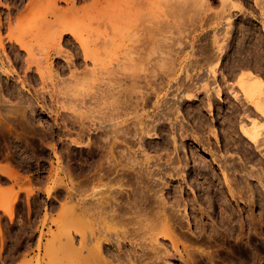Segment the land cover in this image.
<instances>
[{"label":"rangeland","instance_id":"rangeland-1","mask_svg":"<svg viewBox=\"0 0 264 264\" xmlns=\"http://www.w3.org/2000/svg\"><path fill=\"white\" fill-rule=\"evenodd\" d=\"M24 1L25 0H22V2L18 1V0H0V36H1L0 40H1V44H2V48L0 47V60L2 59L0 61V65H1L0 71H2V69H3L2 66L5 69H7V72L4 71L5 73L0 72V264H26V262L29 260L31 261L30 264H33L34 261H35L34 263L37 264L36 257L37 258L41 257V254H39V253L42 252L40 249L37 248L38 246H36V242H37L36 239H37V237H39V233L37 234V232L40 231L41 229L42 230L44 229L46 231L47 224L49 225V222H50L49 219H51L52 217L54 219H56V217H58L61 214V210H60L61 208L58 210L57 206L62 201L61 200L62 198L64 200V193L65 192L63 190H65V189H63V188H65V187H64V185H62V183H65L64 180L67 181V179H68L67 176L69 174H71V175H69L71 178L73 176V180L79 181V179L83 178L80 175V174H82L81 172H83V171H84L83 174L89 173V176H90V172H92V176L91 177L87 176V177L93 178V176H95V171L93 172V168L96 167V164L98 163V161H99V163L100 162L102 163V161H101L102 154L101 153H103L105 149H104V147L100 148L101 145H100V142H98V140H100V139H99V136H96L97 132H99L100 128H97L96 125L98 126L99 118L101 117V114H99V112L101 111L100 113H102L103 112L102 110H104L105 107H106L105 110L107 109L106 115L112 113L115 116H117L118 114L122 113L121 116H123V118L120 117L119 115L118 116L120 118L118 116H117V118H119L118 122L119 123L121 122L120 124L123 123L124 126L126 124V125H128L127 127H130L131 126L130 122L132 121L130 118L133 119L134 115L137 113H139L141 119L145 123L144 126L148 125L147 127H149L151 125L150 128L151 129L153 128L152 130H155L158 133L157 136L153 138V137H146L143 134V136H142L143 138L141 139V142L143 143L145 141L144 142L145 146H148V147H145L143 145L144 148L147 151L149 149V151H148L149 154L152 153L150 155H153V153H154V155L156 156L155 153H157V155H159L161 158H163L165 155L166 158L168 156H170L173 159L174 155L177 154V155H179V158L176 155H175V157H177L178 159H183L182 161H185L186 163H188V165H190L189 169H192L194 167L193 166L194 164H196V163L204 164V161H205V164L207 163L206 167H208V169L210 167H212V168H210L211 172H209V173H211V175H213L212 172L213 173L217 172V174H215L214 177L215 178L218 177L217 178L218 180L222 179V173L219 170L221 167L220 162L222 163V160H224V159L226 160L224 162L231 160V162L233 161L232 162L233 167L238 165L236 167L237 168L239 167L238 169L240 170L241 175L246 176V174L243 172L244 171L246 172V171H249L250 169H252L253 172H256V173L259 171L258 173L264 178V157L262 158L257 151H254L255 153H257L256 154L257 156H255L253 154L251 155V153H250L249 156H252V160L251 159L248 160V158H247L248 154L246 155L245 149L244 148H243L244 150L240 149L243 146V145L241 146L242 143L240 144L241 141L240 140H238L240 142L237 141V139H239L238 136L236 137L237 134L239 135V133L237 131L238 129H234V130L232 129L233 130L232 131L231 128H226L225 125H222L225 123L224 117L228 116L226 114H229L230 112L234 113L238 107H241L239 105H242L243 100L242 99H240L242 101L233 100L231 98L230 94H228V92H226V90L224 89L222 92L223 102H221V100H217V98H216V100L214 99L215 100L214 101V103H215L214 108H213V110H210V109H208L206 102L203 100L204 92L199 90V89H196L197 87H194V86L199 85L198 83L201 82L202 78L203 79L206 78V72L201 71L199 74H195V75L193 74L195 72L192 69V67H193V65H192L193 55L191 56L192 48H191V45L189 44V41H191V39H189V38H191V35H192L191 34L192 31H190V29L192 27L191 26V19L189 18L188 14L183 13L177 9L176 0H72V1L67 0L66 3L64 1H59L58 2L59 5L58 4H57L58 6L56 5L58 10H56L55 12H52L51 6H49L50 4H48L47 2H45V3L43 2L44 4H40L38 7H35L36 9L32 10L33 11V12H31L32 15L30 14V11L28 12L24 8L25 2L27 0L25 2ZM110 3L114 4L113 8L114 9L117 8L116 10L122 9L125 5H128L130 10L127 11L126 14L124 15L125 19L122 18V23H123L122 25L126 26V29H125L126 31L124 30L125 32H123V36H121L120 40H118L119 38L116 37L117 42L119 44V45L117 44V46H119V47H116V49H112L111 52H110V50H111L110 49L106 53H104L105 51H103V49H102V51H103L102 53H104V54L101 55L102 56V59H101L102 64L99 63L100 66L104 64L103 66H105V68H107V70L113 69L114 70L113 72H116L115 69H117V66H116V68H114V67H115V64H117V62L115 59L121 58V56H119V53L123 52V51H125V53L128 51L130 52V50L125 48L126 46L125 47H121V46L123 44H125V45L131 47V46L138 44V42L143 44V47L141 50L142 52L140 51L141 53H139V54H143L144 56H139L137 54L139 52V50H137V49H138V47L141 48L140 46L142 44H140V46L138 44V47L136 46L137 51L135 50V48H134L135 46H134L133 48L136 51V53H134L133 50H132V52L134 54H137V56H133L134 57V60H132L133 62L128 63V65L131 64V66H126V68L131 67L130 70L132 72H136V73L140 74L141 76H143V74L146 73V74H144L145 77L144 76L139 77V79H137V81L132 82L130 80L132 82V85L135 82L134 86H132V87L136 86L135 88H136L137 92L131 91V89H133V90L135 89V88H132L131 85L128 87V85H129L128 83H130V82H127V81H128V78H130V77L128 76V78L126 79V76L130 72L127 73V71H126V73H123V74L121 73L123 70H124L123 72H125V69H123V67L125 68V66H123V67L120 66V68H122L123 70L122 71L120 70V72H119V69H118V71L116 73H121L123 76L126 74V76L123 77L121 74L116 75L113 72L111 73L112 75H115L114 77H116V76L118 77L120 75V77H122V79H120V77H118L120 82L117 81L118 80V79H116L117 77L115 78L116 80L114 79V77L112 79L111 74L109 76V78H111V80L109 78H107L106 76H104V74H102V76L105 77L104 78L105 80L108 79V80L114 82V83H112V82L108 81L109 83H112L113 85L118 86L117 87V86L111 85L112 87L111 86L110 87L111 88L114 87L115 90L117 89V91H115V93L119 92V95L121 94L120 95L121 98H122V96L125 97V98H123V100H126L127 97L128 98L132 97V99L129 98L130 100L127 98V101L129 100V101L133 102L134 98H135V97L133 98V96L139 94L138 95L139 98L138 97H137L138 99L135 98L136 101L134 102V104H132L129 101L127 102L129 104H126V102H125V106L128 109H126L125 106H122V111L120 109L121 108L120 106L124 105V102L123 103L121 102L122 100H121V98H119L120 96H118V94H116L118 96L117 98H119V101L120 100L121 101L119 102L118 99L116 97L115 98L117 99L118 104L120 106L117 104V101H115L116 99L115 100L113 99L116 103L114 101L110 100V99L114 98L112 95L114 90L111 89L113 92L110 91V93H112V94H108L110 88L106 89V86L109 87V85H105V80H104L105 86L102 84L103 81H99V83L102 82L101 84H99L98 80H95V82L98 83L96 85L94 84L95 82L93 81V83H91V84H93V85H91L92 89L90 88L91 87L90 83H89V86H90L89 88L87 85H85L86 83L83 84L82 87H80L81 85H78L80 88H85V90L83 89L84 92H82V90L80 89L83 94L81 92H78V91H80L79 87L76 88L77 86L74 84L76 87L74 86L75 89H73L74 92H72V94L77 93V92L79 94L78 95L75 94L76 96L74 97V99L75 98L76 99L72 100L73 95L71 94L70 91H68L70 89L67 88L68 83L72 80L71 79L72 77L71 78L69 77L71 80L68 78V76H69L68 72H70V76H71V71L68 69L71 68L70 65H73L72 67L76 68L78 71L79 70L81 71L85 65V64H83L84 61L82 60V57H80L81 50H80V47H79V44L77 41V37L74 38V35L72 36V34L69 33L70 31H68V30L66 32L61 33L60 41H61L62 47H60L61 51L58 50L59 51L58 52L55 50L56 49L55 46H47V45H49V43L46 42L45 39L43 38L44 35H43L42 30H41L42 23L46 19L51 20V21L63 22V23H53L52 24L53 27L63 28V26L65 27L66 24L68 23V19L70 20V18H71V20L73 22L72 24H74L73 27L75 26L76 30L79 31L78 33L80 34V37L85 36L86 35L85 32H87L86 29H88V27H90L91 24L95 23L94 22L95 19L102 17L103 14H101L102 13L101 9L103 8L102 10H104L106 8V6L109 5ZM5 5H8L9 7L6 8ZM248 5H250V6H248ZM252 5L253 4L251 1L248 4L245 3L244 7H245L246 11L244 13H239V14L236 13V15L239 16L238 19H240V18H252V17H254L252 15H257V12L252 11L253 10L251 8V7H253ZM248 11H251L254 14H251ZM98 15L100 17H98ZM236 15H234L233 18ZM238 19L236 21H239ZM101 27H102V29H105L104 26H100V28H98L99 31L102 30ZM139 32H141V35L139 34ZM137 34H139L140 36ZM16 35L19 36L20 38L22 36L24 38L23 40L28 44V46H30L29 48H31L34 53L36 51L37 55L39 53H41V51L43 53L47 52L49 55V67L52 70L45 72L47 69L49 70V67L48 68L43 67L44 69L39 68L43 71V73L40 71L41 76H40L39 72H38L39 73L38 74L36 71H34L37 69H34V65L32 66V64L30 66V69L27 68V70H26L25 69L26 63H25L24 58L27 56V52L20 50L17 47L18 46L17 42H15L13 40L12 41L10 40L11 41L10 42L8 37H7V36H16ZM180 35H182V37H180ZM178 37L180 39H178ZM136 38H140V40H137V42H136ZM209 38H210V36L208 37V35H206L201 39L200 42L204 43ZM119 41H120V43H119ZM103 45H105V43L101 44L102 47H103ZM111 45L113 46V43H111ZM111 45L107 44L108 47L105 45L106 50ZM115 45H116V41L114 43V46ZM114 46L110 47V48H115ZM168 47L169 48L171 47L172 51H170L171 49H168ZM120 48H124V50L122 51ZM62 49L64 52L67 51L65 53L67 57L71 54L68 57V60L70 58V62L68 60L66 61L64 59L65 56H63L64 52L62 51ZM43 50H46V51H43ZM190 50H191V52H190ZM2 51L5 54H2ZM57 52L59 54H57ZM125 53L123 52V54H125ZM123 54L121 53L120 55L123 56ZM147 54L150 57H148ZM6 55H7L6 58H8L7 60L5 59ZM71 59H72V61H71ZM118 60L120 61L121 59H118ZM2 61H3V63H2ZM67 62L69 64L72 62V64L69 65V68H68ZM160 62H162V63L160 64ZM73 63L76 64V66H74ZM87 63L89 65V61L86 62V64ZM141 63H143V65H141ZM88 65H87V67H89ZM103 66L100 67L101 69L97 68V71L102 70ZM149 66L150 67L152 66V68H150ZM98 67H99V65H98ZM118 68H119V66H118ZM142 68H144L145 70ZM240 68L242 69V67H240ZM240 68L234 70V72H232L231 70L226 71V69L222 68L220 70V73L222 71L225 74L227 73L226 75H228V79L230 80V82L233 81V83H234V80L237 79V78H235V76H237V74L242 71V70H240ZM246 68H248V67H245L244 69H246ZM149 69H151L152 71L154 69H156L152 72V74L153 73L156 74V75H154V78H152L150 76L151 70H149ZM251 69L255 72H258L264 78V74H263L264 73V67L259 68V67L253 66ZM78 71H76V73ZM229 72H232L233 74L229 73ZM185 73H188V74L190 73V75L193 74L191 76H193L192 81L194 80L195 84L189 83V81H186L187 85L182 83V86H180V89L177 90L176 86H175L176 83L173 82L174 81L173 79H176L177 81L182 80V79L184 80V74ZM147 75H148V78H147ZM175 75L177 77H175ZM219 76H218V78H219ZM103 77L101 78V76H100V79L103 80ZM66 78H67L68 83L65 80H63ZM220 78L218 79V81L222 85L223 80ZM146 79H149L148 81L151 80L152 82L151 81L148 82ZM55 80H57V81H55ZM62 80L65 81L67 83V85H66V83L63 82L65 84L64 85L62 83ZM122 80H124V81H122ZM140 80H142V81H140ZM169 80H171V81L169 82ZM125 81L128 84L127 85L128 90H126L127 88H125V85H126ZM51 82L53 85L51 84ZM108 82H106V83H108ZM123 82H125V83H123ZM73 83L71 82L72 85L70 84V86H68V87L73 86ZM116 83H119V84H116ZM144 84H146L147 86ZM94 85H95V87H93ZM97 85L98 86L101 85L102 88L105 87V89L108 91H106V90L104 91V89L102 90L101 87H99V88H101V90H98ZM183 85H185V86H183ZM210 85H213V83H210ZM64 86H65V88H64ZM192 86L194 88H192ZM147 87L148 88L151 87V88L148 89ZM94 88L98 90V93L95 92L97 90H95ZM56 89H58V90H56ZM129 89H130V91H129ZM90 90H93L95 93H97L96 94L97 96H95V94H94V97H93V95L91 96L90 94L94 93V92L93 91L91 92ZM71 91H72V89H71ZM87 91H89L91 93H89ZM102 91L106 92V95L103 94L104 92L102 93ZM127 91H128V93H127ZM143 91L145 93H143ZM99 92H101V93H99ZM183 92L193 93L194 98L191 100L184 99ZM69 93L71 94V96ZM115 93H114V95H115ZM125 93L128 95L126 96ZM133 93H135V94H133ZM136 93H138V94H136ZM98 94H101L99 96L100 101H101V98L103 96H109V98H110V95H111L110 99L103 97L105 99V100L103 99L104 101H102V102H104V104L102 103L103 107H100L101 102L99 100H97L99 98ZM79 95H81V97L83 96L84 99H83V97H82L83 100L78 99L77 97H80ZM87 95L88 96L90 95L89 96L90 98ZM142 95H146V96H142ZM140 96H142V97H140ZM70 97H72V98H70ZM91 97H93L95 99V101H91V100H94V99H91ZM153 98H156L155 101L153 100ZM88 99L89 100L91 99V100L88 102L87 101ZM140 99H143V104H141L142 101H140L141 105L138 103V101ZM226 99H228L229 101L228 100L226 101ZM85 100L87 101V103ZM96 100L99 102H97ZM81 102L82 103L85 102L86 104L85 103L82 104ZM113 102L115 104H117L120 108L118 106L116 107V105H114ZM130 103L133 106L137 105V103H138V106L134 107L135 109L137 108L134 115H133V113H130V112H132L131 110H133V107L131 108ZM96 104H97V106H96ZM171 104H173V105H171ZM79 105L80 106L83 105V106L80 107ZM139 105H140V107H139ZM128 106H130V107H128ZM123 107H125V108H123ZM141 107H144V108L142 109ZM175 107H177V110H175L176 109ZM232 107H233V109L235 108L234 111L232 110ZM75 108H76V110H75ZM114 108L115 109L117 108L116 110L119 109L118 110L119 112H117ZM168 108H170V109H168ZM100 109H102V110H100ZM125 109L128 110L127 111L128 115H127L126 111L124 112ZM178 110H179V113L177 112ZM120 111H121V113H120ZM103 113H105V111ZM103 113H102V116L105 115ZM235 113L233 114V116L237 117V118H235L236 123H235V126H233V127L237 128L236 126L239 122V119H238V115L236 114L237 115L236 116ZM98 114H99V116H98ZM91 115H92V117L90 118L89 116H91ZM164 115H166V116H164ZM230 115H232V114H230ZM86 116H87V118H86ZM162 116L165 117L166 120H164L165 118L163 119ZM167 116H168V118H170L172 120L176 119L175 123H174L175 128H173L174 130L175 129L177 130L176 124L178 122H180L181 124H183V127L185 126L184 128L188 132H191L192 134H198V136L201 137V139L203 140L202 141L203 146L199 142L195 141L194 139L192 140L191 139L192 137H190V139H187L186 141H183V139L178 140L179 142L176 143L177 149L174 151L173 146L171 144L169 145V143L165 142L169 136L168 134H170V130H169L170 128L168 125L169 122L167 123ZM74 117L76 118V121H75ZM82 117L85 119H83ZM93 117H94V119H93ZM73 119H74V121H72ZM97 119H98V122H97ZM120 119H122V121H120ZM84 120H85V122L83 124L82 121H84ZM222 120L224 121L223 123H222ZM77 121H78V123H77ZM128 121H130V122H128ZM157 121H158V123H157ZM126 122L130 123V126ZM77 124L83 125V128H82V126L80 127V125H77ZM122 125L120 126V128H122ZM118 126H119V124H118ZM207 126L210 128H208ZM211 127L213 130L215 129V132H216L217 137H218L217 139H215V137L210 132L212 130ZM124 128H126V126ZM80 129L82 131L84 130L86 135L82 131L80 132ZM104 129H106V128H104ZM226 129L229 131H227ZM86 130L87 131L89 130V131L87 132ZM226 131L228 132L227 135H229L230 137H231V134H229V133H232L233 137H231V139H228L229 136L228 137L226 136V134H225V133H227ZM234 131H237V132H234ZM233 132H234V134H233ZM80 133H81V135H80ZM79 135H80V139H78V137H77ZM225 137H227V138H225ZM71 138H73L74 140L73 139L71 140ZM86 138L89 140H87ZM94 138H96L97 141ZM165 138H166V140H165ZM76 140H77V142H78V140H80V141L78 143L77 142L75 143L74 141H76ZM81 141H83V142H81ZM227 141L228 142L230 141L231 144L229 142V144H230L229 145ZM86 142L89 144H87ZM226 142H227L229 147L227 146ZM232 142L234 143L233 144L234 146H232ZM93 143H95V144H93ZM127 143H129V142H127ZM148 143H149V145H148ZM119 144H121L123 146V144H126V143L123 140V142L121 141ZM239 144H240V146H239ZM127 145H128V148H131V149H136L135 146H137L135 144H134L135 146L131 145L130 143ZM130 145H131V147H129ZM149 146H151V147H149ZM161 146H166V147L170 146V150H168L169 148L167 149L165 147L161 148ZM181 147H184L185 150ZM238 147H239V149H238ZM95 148H96V150H95ZM248 148L251 149L252 147H248ZM100 149H101V152H100ZM102 149H104V150L102 151ZM155 149L158 150L159 152L156 151ZM208 149H209V151H211L213 154H215L217 156V160L216 159L214 161L208 160L209 159V151H207ZM172 150H173V152H172ZM247 150L248 149H246V152H248ZM165 151H168V153H173L172 154L173 157L170 154H168L167 152H166L167 153V155H166ZM169 151H171V152H169ZM242 151H244V152H242ZM136 152L139 153V154L136 153V155H138L137 157L142 159V157H141L142 154L137 149H136ZM98 153L101 154V156H99ZM220 153H222V154H220ZM223 154H225V155H223ZM115 155H116V158L119 157L117 152ZM139 155H140V157H139ZM238 157H241V159H239L240 161H238V159H237ZM152 159H153V157H152ZM199 159L201 160V162ZM173 160H175V159H173ZM85 163L87 164V166ZM90 164H93L92 166H94V167L92 168V166ZM88 165L91 166V169ZM229 165L230 164H227L228 167H229ZM243 165L246 168H243ZM85 166H86V168L88 167L87 169L90 170V172H86L88 170L85 168ZM250 166H252V168H250ZM67 167H69L68 170L69 169L72 170V173H70V171L69 172L67 171L68 174L66 172H64ZM236 167H234L236 169L234 172H233L234 168L232 169V167H231L232 172L235 173L233 175V177H231V178H236L235 177L236 172H239V171H237L238 169ZM241 167L243 168L242 171H241V169H242ZM83 168H84V170H83ZM231 169L229 167L227 170L229 175H231ZM79 172H80V174H79ZM240 174L237 173V176L239 177ZM196 175L199 176L200 174L198 175L196 173ZM74 176H76V177H74ZM84 177H86V175H84ZM126 177L127 176H125V178ZM262 177H261V179H263ZM247 178H248L246 180L247 186H243V188H242V186H240V184L241 185H243V184L239 183V186L237 187L241 191V194H240L241 197L231 199L229 196H227L228 201H226L227 204L226 203L225 204L227 205L229 211L230 212L232 211V213H231L232 215H229V217H230V219H233V220H230V222L227 220L228 224H227V222L226 223L224 222V224L219 222L218 210H219L220 206H219V203L216 201L215 198H214L215 200H214L213 204L209 207L211 215H209L208 217H210V218L203 217V216L200 217L206 226L205 228H207L208 230H209L210 226L214 225V227H216V229L220 230V231L218 230V232L227 233L226 238L224 237V238L218 239L217 242H218L219 246L216 242L215 243L217 244V246H214V245H216L215 243L210 244V242H214L217 239L214 241H210L209 243L206 242L203 245V246H205V245L208 246V247H206V246L205 247L209 248L211 251L214 250L212 252L214 254L213 259L215 260V261L213 260L214 261L213 264H264V186H262L263 184H261V182L259 183V180L255 176H251V177L249 176ZM104 180H105V178H104ZM60 181H62V182H60ZM199 181H201V180H199ZM171 182H172V184H171ZM175 184L178 185L179 181L178 180L170 181V185H171L170 189H172V190L175 189L176 188ZM173 185L175 186V188ZM190 186L191 187L184 186L185 191L183 190L182 197H184L185 200H187V198H188L189 200H187V201L189 202L192 200V197L196 195L197 199H198L196 202L199 204L191 201L192 204H191V202H190V204L192 206H190V204L188 203L189 208L191 207V209L195 210L197 208V205H201V207L202 206L206 207V205H205L206 203L204 204V202H203L204 199H202V197H204V195H202L203 192L201 191V189H199V185L198 184L193 185V183H191ZM201 187H204V186H201ZM226 188L227 187H225L223 185L222 188L220 189V191H218V190L217 191L222 192L223 194L226 195L227 194ZM221 190H223V191H221ZM193 193H194V195H193ZM61 203L63 204L64 201H62ZM50 204H52L51 205L52 207H49ZM62 204H60L61 207H62ZM54 206H55V208H54ZM51 208H53L54 210ZM191 209H189V210L191 211ZM57 213L59 214L58 216H56ZM198 213L196 215L197 219H198V215H200ZM251 215L254 217V221H257L255 224L257 226V228H256L257 230H256V232H254L253 230L249 229L247 225H244V227H243L244 234H242V237L238 236V238L240 237L239 238L240 240H239L236 236L237 229H235V230H234V228L231 229L230 226L233 223L236 225L238 219H241V218H243V220L247 222L249 220V218L252 217ZM231 216H233V217L231 218ZM190 217H191L190 221H192L191 220L192 216L190 215ZM182 221L185 222L184 219ZM184 222H183V224H184ZM211 222L214 224L211 225L212 224ZM40 224H41V226H40ZM50 224H52V221L50 222ZM192 224H190L189 226L194 232V231H196V229H194L195 227H193L194 226L193 222H192ZM229 224H230V226H229ZM23 227H24V229H23ZM35 227H37V228H35ZM40 227H41V229H39ZM184 227H183V230L186 231L187 230V224ZM223 230H225V231L223 232ZM252 232H254V233H252ZM1 233H2V235H1ZM193 234H195V233H192V235ZM30 236H32V237L29 238ZM193 236H195V235H193ZM43 238H42V241L44 242L45 239H43ZM31 239H34L35 241L33 242V240H31ZM159 239L161 241V238H159ZM26 240L27 241L29 240V243H27ZM24 242H25V245H23ZM26 244H27V247H26ZM28 245H29V247H28ZM22 246L24 247V249ZM14 247L16 249L18 248L19 250H21L20 252L23 254H20L19 250H16ZM35 247L37 248V250ZM14 250H16V251H14ZM24 250H25V252H23ZM36 252H38L37 256H36ZM14 253L15 254L17 253L18 255L13 258V256L15 255ZM11 255H13V256L11 257ZM40 261L43 262L44 259H42V258L39 259L38 264L42 263ZM173 261L175 264H182L180 260L178 261L177 257L175 260L173 259ZM217 261H218V263H217ZM207 264H210V262H208Z\"/></svg>","mask_w":264,"mask_h":264},{"label":"bare ground","instance_id":"bare-ground-1","mask_svg":"<svg viewBox=\"0 0 264 264\" xmlns=\"http://www.w3.org/2000/svg\"><path fill=\"white\" fill-rule=\"evenodd\" d=\"M18 1L22 2V0H18ZM59 1H64L65 3L67 2V0H27L25 2L24 8L28 12L30 11V14H31V12H33L32 10L36 9L35 7H38L40 4H44L45 2H47L48 4H50L49 6H51L52 12H55L56 10H58L57 6L59 5L58 4ZM250 1L253 4L252 5L253 7H251L253 9L252 11L257 12V15H252V16H254L252 18H240V19H238L239 16H237L236 13H238V14L244 13L246 11L244 4L245 3L248 4ZM113 5L114 4L110 3L109 5L106 6V8L104 10H102L103 8L101 9L102 13L101 12L100 13L103 14L102 17L95 19V21L93 20L95 23L91 24L90 27H88V29H86L87 30V32H85L86 35L82 36V37H80V34L78 33L79 31L76 30L75 26L73 27L74 24H72L73 22H72L71 18H70L71 21L68 19V23L66 24L65 27L63 26V28H60V27L56 28V27L52 26L53 23H63L61 21H51V20L46 19L42 23L41 30H42L43 35H44L43 38L45 39L46 42L49 43V45H47L48 43L46 45L47 46H55L56 51H58V50L61 51V48H60V47H62L61 41H60L61 33L66 32L68 30V31H70L69 33L72 34V36L74 35V38L77 37V41H78V44H79V47L81 50L80 57H82V60L84 61L83 64H85V65L81 71L79 70L80 71L79 72L76 68L72 67L73 65H70V64H72V62L70 64L67 62L68 68H69V65L72 68V69L71 68L68 69L71 71V76H70V72H68V75H69L68 78L72 77L71 78L72 80L69 78L71 80L70 81L68 79L70 81L69 83L67 82V78L63 79V80H65L68 83V86H70L71 82L72 83L74 82L73 86H71V87L67 86V88L70 89L68 91H70L71 94H72V92H74L73 89H75L76 86H77L76 88L79 87L78 85H81L80 87H82V85L86 83L85 85H87L89 88L91 85H93L91 83H93V81L95 82V80H98V83H99V81H103V83L100 82L99 84L102 83L104 85V80H105L104 78L105 77H103L102 74H104V76L109 78L110 74L114 71L113 69L107 70V68H105V66H103L104 64L100 66V64H102V60H101L102 56L101 55L108 52V50H110V49H111L110 50V52H111L112 49H116V47H119V46H117L118 42H117L116 37H118L119 38L118 40H120L121 36H123V32L126 31L125 30L126 26L122 25L123 24L122 18H124V15L126 14L127 11L130 10V8L128 5H125L122 9L116 10L117 8L114 9ZM5 6H6V8L9 7L8 5H5ZM248 6H250V5H248ZM176 7L181 12L188 14L189 18L191 19V26L192 27H191L190 31H192V33H191L192 35H191V38H189V39H191V41H189V44L191 45V48H192V52L190 50L191 56L193 55V57H192V65H193L192 69L195 71L193 74L194 75L199 74L201 71L206 72V78L205 79L202 78L201 82L198 83L199 85L194 86V87H197L196 89H199V90L204 92L203 100L206 102V105H207L208 109H210V110H213L214 105H215L214 101L216 100V98H217V100H221V102H223L222 92L224 89L226 90V92H228V94H230V96L233 100H236V101H239L240 99L243 100V103L241 102L242 105H239L241 107H238L236 109V111H237V112L235 111L236 113L234 112L235 115L236 114L238 115V119H239V122L236 126L237 128L233 127V126H235V123H236L235 118H237V117H234L233 116L234 113H231V112L229 114H226L228 116L224 117L225 123L222 125H225L226 128H231V130L232 129L233 130L238 129L237 131H238L239 135L237 134L236 137L238 136L239 139H237V141L238 140L241 141V142L238 141V142H240V144L242 143L241 146L243 145L240 149L241 150L245 149L246 155L248 154L247 155L248 160L249 159L252 160V156H249L250 153H251V155L253 154V155L257 156L256 155L257 153H255L254 151H257L260 154V156L263 158L264 157V78L258 72L253 71L251 68L253 66H256L259 68L264 67V0H176ZM248 12L251 14H254L251 11H248ZM234 15H236V16L233 18ZM98 17H100V16L98 15ZM237 19L239 21H236ZM100 26H104L105 29H102V27H101L102 30L99 31L98 28H100ZM139 34L141 35V32H139ZM139 34H137V35H139ZM206 35H208V37L210 36V38L207 39V41H205L204 43H201L200 42L201 39ZM7 37L9 39V41L13 40V41L17 42V44H18L17 47L20 50L27 52V56L24 58L25 63H26L25 69L26 70H27V68L30 69V66L32 64V66L34 65V69H37L34 71H36L37 73L39 72L40 76H41V72L43 73V71L41 69L49 67V55H48V53L47 52L43 53L41 51V53H39L37 55L36 51L34 53L32 51V49L29 48L30 46H28V44L23 40L24 38L22 36H21V38L17 35L16 36H7ZM180 37H182V35H180ZM178 39H180V38L178 37ZM137 40H140V38H136V42H137ZM115 41H116V45L114 46ZM104 43L106 46H107V44L111 45V43H113V46L115 48H110V47H113L111 45L106 50L105 45H103V47L101 46V44H104ZM119 43H120V41H119ZM138 44L140 46V44H142V43L138 42ZM138 44L134 45L135 47L134 46L129 47V46L123 44L124 46L122 45L121 47L126 46L125 48L130 50L131 53L128 50H127L128 52L125 53V51H123L124 48H120L125 54H123V52H120L119 56H121V58H118V57L117 58L121 59V60L119 61L118 59H115L117 62V64H115V67H114V68H116V66H117V69H115L116 72L118 71V69H119V72H120V70L122 71L123 69H125V72H123L124 70L121 72L122 74L126 73V71H127V73L130 72L129 74H127V76H126V74L124 75V76H126V79L128 78V76L130 77V78H128V81H127V82H130V83H128L129 85L127 84L126 81H125L126 83L123 82L126 84L125 85V88H127L126 90H128V87L130 85H131V87L134 86L135 82L132 85L133 81H137V79H139V77H143L144 74H146V73H144L143 76H141L140 74H138L136 72H132L130 70L131 67L126 68V66H131V64L128 65V63L133 62L132 61V60H134L133 56H137V54L139 56H144L143 54H139L142 52L141 50H142L143 44L140 46L141 48L138 47ZM136 46L138 47L137 50H139V52L137 54H134L137 51ZM0 47L2 48L1 40H0ZM133 47L135 48L136 51L134 50ZM102 49H103V51H105L104 53H102L103 52ZM168 49H171V47L170 48L168 47ZM132 50L134 51V53L132 52ZM3 51H2V54H5L4 53L5 51L4 52ZM43 51H46V50H43ZM62 51H63V49H62ZM170 51H172V49ZM58 52H57V54H59ZM66 52H64L63 56H65L64 59L67 61L68 57L71 54L67 57L65 54ZM121 53L123 54V56L120 55ZM147 56H148V54H147ZM6 57H7V55L5 56V59L7 60L8 58H6ZM148 57H150V56H148ZM68 61L70 62V58ZM71 61H72V59H71ZM88 61H89V65H88V63L86 64V62H88ZM2 63H3V61H2ZM161 63L162 62H160V64ZM97 64L99 65V67ZM87 65L89 67H87ZM141 65H143V63H141ZM74 66H76V64H74ZM102 66H103L102 70L97 71V68L99 69ZM118 66H119V68H118ZM120 66H122V67L125 66V68L123 67V69H122V68H120ZM240 67H242V69ZM243 67L244 68L248 67L249 69L248 68L244 69ZM2 68L3 69L0 72H4V71L7 72V69H5L3 66H2ZM39 68H41V69H39ZM150 68H152V66ZM222 68L226 69V71L231 70L232 72H234V70H236L238 68H240V70H242L241 72H239L240 71L239 70L238 71L239 75L237 74V76H235V78H237L234 80L235 84L233 83V81L230 82V80L228 79V75H226L227 73L225 74L223 71L220 73V70ZM0 69H1V65H0ZM142 69H144V68H142ZM50 70H52V69H50V67H49V70L47 69L45 72L50 71ZM149 70H151V69H149ZM154 70H156V69H154ZM76 71H78V72L76 73ZM153 71L151 70V72H150L151 73L150 76L152 78H154V75H156L154 73L152 74ZM116 72H113V73H115L116 75L121 74V73H116ZM232 72H229V73H232ZM193 74H191V75H193ZM191 75H190V73L184 74V80L185 81L183 79L182 80L185 83L182 80L177 81L176 79H173L174 80L173 82L176 83V85H175L176 89L177 90L180 89V86H182V83L187 85L186 81H189V83L195 84V81L194 80H193L194 82L192 81L193 76H191ZM100 76H101V78L103 77V80L100 79ZM111 76H112L111 78L113 79V77L115 75L111 74ZM218 76H219V78L221 77L220 79L223 80L222 85L218 81V79H219ZM116 77H114V79ZM118 77H120V75ZM118 77L116 79H118ZM175 77H177V76L175 75ZM111 78H109V79L111 80ZM147 78H148V75H147ZM120 79H122V77H120ZM63 80H62V83L63 82L66 83ZM110 80H108V79L105 80V85H109V87L106 86V89L110 88L108 94H112V93H110V91L113 92L112 90H114V92L112 94L114 98L110 99L111 95H110V98H109V96H103V97H106L107 99H110L111 101H114L121 94L119 95V92L115 93V91H117V89L115 90L114 87H113L114 89L111 88L112 87L111 85H113L112 83H114V82H112ZM146 80L148 81L149 79H146ZM55 81H57V80H55ZM108 81L112 82V83H109ZM117 81H119V79ZM122 81H124V80H122ZM140 81H142V80H140ZM150 81H148V82H150ZM170 81L171 80H169V82ZM106 82H108V83H106ZM67 83H66V85H67ZM89 83H90V86H89ZM98 83L95 82L94 84L96 85ZM210 83H213V85H210ZM51 84H52V82H51ZM116 84H119V83H116ZM95 85L93 87H95ZM127 85H128V87H127ZM144 85H146V84H144ZM113 86H117V85H113ZM183 86H185V85H183ZM80 87H79V90L81 89L82 92H84L83 89L85 90V88H80ZM99 87H101V85L97 87L98 90H101L102 87L101 88H99ZM135 87H132V88H135ZM194 87L192 86V88H194ZM64 88H65V86H64ZM90 88L92 89V86ZM150 88H148V89H150ZM71 89H72V91H71ZM103 89H104V91L106 90L105 87L102 88V90ZM56 90H58V89H56ZM81 90L78 92H81ZM93 90H90V91L92 92ZM95 90H97V89H95ZM98 90L95 92L98 93ZM104 91H102V93ZM106 91H108V90H106ZM129 91H130V89H129ZM131 91L137 92L136 88L134 90L131 89ZM78 92L72 94L73 98L72 97H70V98H72V100H73L74 97L76 96L75 94H77V95L79 94ZM87 92H89V91H87ZM91 92H89V93H91ZM95 92L91 93L90 95L91 96L93 95V97H94V94H95V96H97L96 95L97 93H95ZM99 93H101V92H99ZM114 93H115V95H114ZM127 93H128V91H127ZM143 93H145V92L143 91ZM184 93L185 92H183L184 99L191 100L194 98L193 93H185V94ZM71 94H70V96H71ZM103 94L106 95V92H104ZM116 94H118V96ZM133 94H135V93H133ZM136 94H138V93H136ZM81 95H79L80 97H77V98L82 99L83 96L81 97ZM100 95L101 94H98V97ZM127 95L128 94H126V96ZM138 95H134L133 98L135 97L136 99H138L139 98ZM142 96H146V95H142ZM142 96H140V97H142ZM93 97H91V99H94ZM103 97L101 98V101L99 100L100 97L98 99L96 98L97 100H99L101 102L100 107H103L102 103L104 104V102H102L105 100ZM119 98H121V96ZM119 98H117L118 101H119ZM123 98H125V97L122 96V98H121L122 101L121 100L120 101L122 103L124 102V105H121V106L118 104L117 99L115 100V101H117V104L121 108L117 104H115L116 103L115 101H114L115 103L113 102V104L116 105V107L118 106L121 109V111H122V106H125V102H126V104H129L127 102L130 99H132V97H129L130 99L127 97L129 99L127 101V98H126V100H123ZM135 98H134V101L132 100L133 102H131V101H129V102L134 104V102L136 101ZM83 99H84V97H83ZM143 99H140L138 101V103L140 104V101H142L141 104H143ZM155 99L156 98H153L154 101H155ZM90 100L88 99L87 101L89 102ZM227 100L228 99H226V101ZM242 100H240V101H242ZM87 101H86V103H87ZM91 101H95V99L91 100ZM99 101H97V102H99ZM84 103L85 102H83L82 104H84ZM138 103L135 106H133L132 104L130 105L131 108L133 107V110H134V111L131 110L132 112H130V113H133V115L137 109V108L135 109L134 107L138 106ZM140 105H139V107H140ZM171 105H173V104H171ZM82 106H80V107H82ZM96 106H97V104H96ZM130 106H128V107H130ZM125 107H123V108H125ZM105 108H104V110H102V109H100V110H102L103 112L105 111V113H103V112L102 113L106 115L107 109L105 110ZM141 108L143 109L144 107H141ZM175 108H176L175 110H177V107H175ZM126 109H128V108L126 107ZM126 109L124 110V112L128 111ZM168 109H170V108H168ZM75 110H76V108H75ZM118 110H116V111L119 112ZM232 110L234 111L235 108L233 109V107H232ZM121 111H120V113H121ZM100 112H99V114H101V117L99 118V122L97 119V122L99 124L96 122L99 127L97 125H96V127L100 128V129L102 128V129L101 130L99 129V132H97L96 136H99L100 140H98V142H100V145H101L100 148L104 147V149H105V150L102 149V151L104 150V152L101 153L102 156H101V154L98 153V155L102 157V159H101L102 163L101 162L99 163V161L97 160L98 163L97 164L95 163L96 167L92 166L93 164H90L92 166V168L93 167L95 168V169L93 168V172L95 171V176H93V178H89L92 176V172H90V170L87 169L88 167L86 168L87 164L85 163L86 164L85 168L88 170V171H86V170L85 171L90 172V176H89V173L83 174L84 171L83 172L80 171L82 174H80V172H79V174L83 178L79 179V181L73 180V176L71 178L69 176L71 174H69L67 176L68 177L67 181L64 180L65 183H62V185H64V187H65V188L62 187L63 189H65V190H63L65 193H64V200H63V198L61 200L64 201V203L62 204L61 203L62 201L60 200L61 202L57 206L58 208L56 207L58 210L61 208L60 209L61 214L59 215L57 213L56 216H58V215L59 216L58 217L55 216L56 219H54L53 217L51 218L52 220L49 219L50 222L52 221V224H50V222H49V225L47 224L46 231L43 229L45 232L41 229V227L39 228L41 230L37 232V234L39 233V237H37V239H36L37 240L36 246H38L37 248L42 251L41 253H39V254H41V257H39V258L36 257L37 264H38V260L41 258L44 259V261L43 262L40 261L42 263H39V264H175L173 259L175 260L176 257H177L178 261L179 260L181 261L182 264H207L208 262H210V264L211 263L213 264L215 260L213 259L214 254L212 252L214 250L211 251L209 248H206L208 246L205 245L206 246L205 247L203 245L206 242L209 243L210 241H214L216 239H217L216 241L210 242V244L211 243L214 244L215 242L218 244V242H217L218 239L224 238V237L226 238L227 233L224 232L225 230H223L224 233L218 232L219 229H216V227H214V225H213L214 223H212V222H211L212 223L211 225H213V226L209 225L210 227L208 230L207 228H205L206 226L200 217L201 216L208 217L209 215H211L209 207L213 204L214 200L216 199V201L219 203V206H220V208L218 210L219 222L224 224V222L226 223L227 220L229 222H230V220H233V219H230V217H229V215H232L231 214L232 211L230 212L227 205H226L227 204L226 201H228L227 196H229L231 199L241 197V195H240L241 191L237 187L239 186V183L243 184V185L240 184V186H242V188H243V186H247L246 180L248 179L247 177H249V176L250 177L255 176L259 180V183L261 182V184H263L262 186H264V178L258 173L259 171L257 173L253 172V170L250 169V168H252V166H250L249 171L243 172L246 174V176H243L240 174L241 172L238 169L239 167L238 168L236 167L238 165H236L234 163L236 165L234 167H236L238 169L237 171H239V172H236V176H235L236 178H231L235 174L233 172L236 169L233 167V164H232L233 161L231 162V160H229V161H227L228 162L227 163V162H224V161H226L224 159V160H222V163L220 162L221 167L219 169L222 173V179L218 180L217 179L218 177H216V178L214 177V175L217 174V172L216 173L212 172L213 175H211V173H209V172H211L210 168H212V167H210L208 169V167H206L207 163L205 164V161H204V164L196 163L193 165L194 167L192 169H189L190 165H188V163H186L185 161H182L183 159H178L179 155H177V154H175V155L178 158L175 157V155L173 157V155H172L173 153H168V151H165L166 155H167V153L170 154L173 157V159H175V160H173L170 156H168L166 158L165 155L163 158H161L159 155H157V153H155L156 156L154 155V153H153V155H150L152 153L149 154V152H148L149 149L147 151L144 148V146H145L144 142L145 141L143 143L141 142V139L143 138L142 136L144 134L146 137H153L154 138L157 136L158 133L155 130H152L153 128L152 129L150 128L151 125L149 127H147L148 125L144 126L145 123L141 119L139 113L135 114L133 119L130 118L132 120L131 122L128 121L131 123V126H130V123L126 122L129 124L130 127H127L128 125L125 124L126 128H124L125 127L124 124L122 123L123 124L122 125V124H120L121 122L120 123L118 122L119 121L118 119L120 117L123 118V116H121L122 113L118 114L120 117L117 115L119 117V118H117V116H115L112 113L108 114L106 116L105 115L102 116V113H100ZM177 112L179 113V110ZM99 114H98V116H99ZM230 114H232V115H230ZM127 115H128V112H127ZM164 116H166V115H164ZM89 117L91 118L92 115ZM86 118H87V116H86ZM164 118L165 117H163V119ZM83 119H85V118H83ZM93 119H94V117H93ZM164 120H166V118ZM175 120L176 119L172 120V119L168 118V116H167V123L169 122L168 125L170 128L169 129L170 134H168L169 136H168L167 140L165 138V140H166L165 142L169 143V145L171 144L173 146L174 151L177 149L176 143L179 142L178 140L183 139V141H186L187 139H190V137H192L191 138L192 140L194 139L195 141L199 142L201 145L203 144V142H202L203 140L201 139L200 136H198V134H192L191 132H188L184 128L185 126L183 127V124H181L180 122H178L176 124L177 130L176 129L174 130L173 128H175L174 127ZM72 121H74V119ZM75 121H76V118H75ZM120 121H122V119H120ZM84 122H85V120L82 121L83 124H84ZM223 122L224 121L222 120V123ZM77 123H78V121H77ZM157 123H158V121H157ZM118 124H119V126H118ZM77 125H80V127L82 126V128H83V125H81V124H77ZM121 125H122V128H120ZM104 128H106V129H104ZM208 128H210V127H208ZM211 129H212V127H211ZM81 131L82 130L80 129V132ZM227 131H229V130H227ZM237 131H234V132H237ZM82 132L85 133L84 130ZM210 132L215 137V139L218 138L217 134L215 132V129L214 130L212 129ZM234 132H233V134H234ZM225 134L227 137L229 136V135H227L228 132ZM229 134H231V137H233L232 133H229ZM80 135H81V133H80ZM80 135L77 136L78 139H80ZM85 135H86V133H85ZM227 137H225V138H227ZM231 137L229 136L228 139H231ZM73 138H71V140ZM96 138H94V139H96ZM97 139H96V141H97ZM87 140H89V139H87ZM123 140L125 141L126 144H123V146H122L119 143L121 141L123 142ZM79 141L80 140H78V142ZM74 142L76 143L77 140ZM81 142H83V141H81ZM127 142H129L131 145H134V144L137 145V146H135V145L134 146L142 154V155L140 154L142 159L137 157L138 155H136V153L137 154H139V153L136 152V149L128 148L127 144H129V143H127ZM227 142H226V144H227ZM229 142H228V144H229ZM87 144H89V143H87ZM93 144H95V143H93ZM228 144H227V146H228ZM230 144H231V142H230ZM233 144L234 143L232 142V146H234ZM240 144H239V146H240ZM131 145L129 147H131ZM148 145H149V143H148ZM145 147H148V146H145ZM149 147H151V146H149ZM162 147H165L167 149L169 148L168 150H170V146H167V147L161 146V148ZM248 147H252L253 149L252 148L249 149ZM181 148H183L185 150L184 147H181ZM238 149H239V147H238ZM246 149H248L247 150L248 152H246ZM95 150H96V148H95ZM173 150H172V152H173ZM156 151H158V150H156ZM207 151H209V149ZM100 152H101V149H100ZM116 152L119 155V157L117 156L118 158H116V155H115ZM169 152H171V151H169ZM242 152H244V151H242ZM220 154H222V153H220ZM140 155H139V157H140ZM223 155H225V154H223ZM152 157L154 160L152 159ZM215 159L217 160V156L215 154H213L211 151H209V159L208 160L214 161ZM237 159H238V161H240L239 159H241V157H238ZM200 162H201V160H200ZM226 163L230 164L229 165L230 169H231V167H232V169L234 168L233 172L231 169V175L232 176L229 175L227 172L229 167L227 166ZM91 166H89L90 169H91ZM68 168L69 167H67L64 172H66L68 174V172L70 171V173H72V170H70V169L68 170ZM243 168H246V167L243 165ZM243 168L241 169V171L243 170ZM83 170H84V168H83ZM196 173L198 175L199 174L200 175L197 176ZM237 173L240 174L239 177L237 176ZM84 175H86V177H84ZM87 176H89V177H87ZM125 176H127V177L125 178ZM74 177H76V176H74ZM261 177L263 179H261ZM104 178H105V180H104ZM172 180H178L179 181L178 185L175 184L176 188L173 185L175 188L173 190L170 189V186H171L170 181H172ZM199 180H201V181H199ZM60 182H62V181H60ZM191 183H193V185L194 184L199 185V189H201V191L203 192L202 195H204V197H202V199H204L203 202H204V204L206 203L205 204L206 207H204V206L201 207V205H197V208L195 210L191 209V207L189 208L188 203L190 204L191 201H193L194 203H197L196 202L198 200L197 196L196 195L193 196L192 200L189 202L187 201V200H189L188 198H187V200H185L184 197H182V192L184 190V186L191 187L190 186ZM171 184H172V182H171ZM223 185L225 187H227L226 188L227 189L226 195L223 194L222 192H218V191H220V189L222 188ZM201 186H204V187H201ZM221 191H223V190H221ZM193 195H194V193H193ZM60 204H62V207ZM191 204H192V202H191ZM191 204H190V206H192ZM197 204H199V203H197ZM51 205L52 204H50L49 207H52ZM54 208H55V206H54ZM188 208L191 209V211ZM51 209H53V208H51ZM197 213L200 214V215H198V219L196 218ZM190 215L192 216V219H191L192 221H190V218H191ZM232 217L233 216H231V218ZM208 218H210V217H208ZM183 219L185 220L186 223L184 221H182ZM183 222H184V224H183ZM192 222L194 223V226H193V227H195L194 229H196V231H194V232L189 226L190 224H192ZM256 222L257 221H254V217L252 216L251 218H249V220L247 222L244 221L243 218H241V219H238L236 225L233 223L234 225L231 224V226H230V224H229V226L231 227V229L232 228H234V230L237 229L236 236L238 238V236L242 237V234H244V231H243L244 225H247L249 229L256 232V230H257L256 229L257 226L255 225ZM41 224H40V226H41ZM186 224H187V230L188 231L183 230V227ZM227 224H228V222H227ZM35 228H37V227H35ZM23 229H24V227H23ZM254 232H252V233H254ZM192 233H195V234H193L195 236H193ZM1 235H2V233H1ZM31 237L32 236H30L29 238H31ZM42 238L45 239L44 242L42 241ZM159 238H161V241ZM31 240H33V242L35 241L34 239H31ZM27 243H29V240L27 241ZM217 244L214 246H217ZM23 245H25V242L23 243ZM218 246H219V244H218ZM26 247H27V244H26ZM28 247H29V245H28ZM37 248H36V250H37ZM23 249H24V247H23ZM16 250H19V249L17 248ZM16 250H14V251H16ZM25 250L23 252H25ZM20 251L21 250H19V253L23 254ZM37 253L38 252H36V256H37ZM17 255L18 254L16 253L14 256L11 255V257L13 256V258H14ZM30 262L31 261L29 260L26 262V264L27 263L30 264ZM34 262H33V264H35ZM217 263H218V261H217Z\"/></svg>","mask_w":264,"mask_h":264}]
</instances>
